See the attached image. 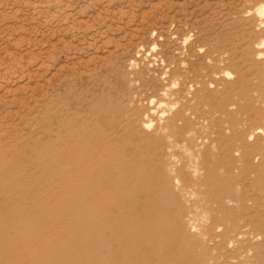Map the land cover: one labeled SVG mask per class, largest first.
Instances as JSON below:
<instances>
[{"label":"bare ground","instance_id":"obj_1","mask_svg":"<svg viewBox=\"0 0 264 264\" xmlns=\"http://www.w3.org/2000/svg\"><path fill=\"white\" fill-rule=\"evenodd\" d=\"M260 3L256 11L264 16V0ZM256 53L264 55V44ZM261 65L264 70V60ZM69 73L57 77L51 93L33 95V107L6 104L9 108L0 115V264H139L166 245L163 259L153 264H168V259L233 264L230 257L247 258L248 249L240 248L251 243V234L224 219L230 213L224 199L212 193L196 198V192L187 191L177 211L174 205H157L153 197L170 198L166 190L180 174L197 188L213 187L209 170L222 165L223 157L214 150L218 138L200 135L190 141L197 148L189 157L164 158V130L180 132L183 110L167 115L165 128H153V114L165 117L166 111L138 107L123 76L119 84L135 105L130 115L122 113L117 95L105 99L98 85L77 92L82 82ZM148 85L161 90L157 82ZM206 99L200 96V102ZM260 101L261 107L248 105L251 131L240 136L244 153L236 160L257 170L254 161L259 159L264 179V93ZM223 103L219 106L225 110ZM228 162L233 166L235 159ZM191 168L195 173L187 171ZM145 182H155L158 191L146 192ZM152 215L170 217L166 237L152 234Z\"/></svg>","mask_w":264,"mask_h":264},{"label":"rangeland","instance_id":"obj_2","mask_svg":"<svg viewBox=\"0 0 264 264\" xmlns=\"http://www.w3.org/2000/svg\"><path fill=\"white\" fill-rule=\"evenodd\" d=\"M262 1L0 0V115L10 106L33 107L34 96L51 93L67 72L82 82L77 92L98 85L105 99L117 95L122 113L130 115L135 105L119 84L123 76L138 107L166 111L165 117L153 114V128L164 127L173 111H184L180 132L164 127V158L189 157L197 148L190 141L200 135L210 133L219 140L214 150L222 152V165L209 170L213 187L197 188L180 174L166 190L170 198L150 194L155 203L180 211L187 191L196 192V198L212 193L224 199L230 205L224 219L251 234V243L240 248L248 249L247 258L235 255L230 262L264 264L263 169L259 159L254 161L257 170L236 160L244 153L240 136L251 131L248 105L262 106L264 55L256 53L264 44V16L256 11ZM150 82L159 83L161 90H153ZM203 95L207 101L200 102ZM221 102H226L225 110ZM231 158L233 166L228 165ZM160 171L155 170V177ZM143 188L151 193L159 189L155 182H145ZM151 219L156 222L150 224L152 234L166 237L170 217ZM180 223L177 217L176 226ZM166 250L158 247L153 259L147 256L139 264L163 259ZM165 262L177 264L174 259Z\"/></svg>","mask_w":264,"mask_h":264}]
</instances>
